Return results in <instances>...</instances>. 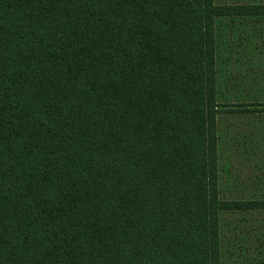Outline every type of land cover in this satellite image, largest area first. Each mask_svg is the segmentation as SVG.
I'll return each mask as SVG.
<instances>
[{
  "label": "trees",
  "instance_id": "obj_1",
  "mask_svg": "<svg viewBox=\"0 0 264 264\" xmlns=\"http://www.w3.org/2000/svg\"><path fill=\"white\" fill-rule=\"evenodd\" d=\"M260 81L264 0H0V264H249L220 125Z\"/></svg>",
  "mask_w": 264,
  "mask_h": 264
},
{
  "label": "rangeland",
  "instance_id": "obj_2",
  "mask_svg": "<svg viewBox=\"0 0 264 264\" xmlns=\"http://www.w3.org/2000/svg\"><path fill=\"white\" fill-rule=\"evenodd\" d=\"M255 87L264 89V82L260 81ZM250 88L248 84L244 86V89ZM252 120L251 117L236 114L221 120L220 164L222 195L225 197L248 198L255 194L264 197V126H255ZM251 148L254 154H251ZM224 228L228 239L223 242L225 258L230 255L238 260L246 259L249 264H258L260 259L251 263V257L258 256L253 249L264 248L260 247L264 245V213L226 214ZM238 236L243 238L239 241L244 246L242 253L233 249L235 244H239L234 240ZM247 248L253 252V256Z\"/></svg>",
  "mask_w": 264,
  "mask_h": 264
}]
</instances>
